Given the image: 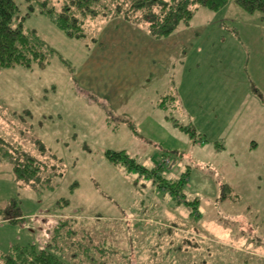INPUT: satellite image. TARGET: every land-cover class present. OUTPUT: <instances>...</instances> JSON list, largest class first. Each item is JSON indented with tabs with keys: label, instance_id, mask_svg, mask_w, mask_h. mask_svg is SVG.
<instances>
[{
	"label": "rangeland",
	"instance_id": "rangeland-1",
	"mask_svg": "<svg viewBox=\"0 0 264 264\" xmlns=\"http://www.w3.org/2000/svg\"><path fill=\"white\" fill-rule=\"evenodd\" d=\"M24 24L72 67L54 56L0 73V135L33 155L38 139L60 159L42 157L51 176L35 189L0 163V207L16 198L26 216L0 221V250L58 231L74 264H264V13L231 0L199 7L163 37L98 18L86 40L68 38L38 9ZM107 149L183 175L197 211L176 206L156 175L113 165Z\"/></svg>",
	"mask_w": 264,
	"mask_h": 264
},
{
	"label": "trees",
	"instance_id": "trees-1",
	"mask_svg": "<svg viewBox=\"0 0 264 264\" xmlns=\"http://www.w3.org/2000/svg\"><path fill=\"white\" fill-rule=\"evenodd\" d=\"M28 10L21 14L16 0H0V73L3 69L16 66L31 69L34 65L45 67L56 56L58 60L70 69L71 64L64 59L53 47L46 43L39 34L25 26L26 18L35 9L38 13L49 18L50 22L68 38L86 40L91 22L98 18H120L127 23H137L146 26L147 31L155 37H163L172 33L179 24H188L199 7L217 12L227 5L229 0H24ZM246 13H264V0H231ZM237 33V31H236ZM94 42L95 38H91ZM72 67V66H71ZM174 101L169 97L161 101ZM177 125V124H176ZM190 137H195L196 129L193 126L180 127ZM200 141L203 139L199 136ZM12 142L0 135V163L10 165L13 179L16 183L28 185L34 189L37 186L45 187L47 178L44 175L49 165L44 156L54 158L57 163L60 159L50 155L43 143L36 139L39 155H33L21 146L11 145ZM106 159L113 165L120 167L124 172L134 170L139 174H154L157 177V186L163 194L175 199V205H184L197 211L199 197L186 199L185 178L183 175L167 177L164 165L157 164L147 168L137 164L126 152L107 149L104 152ZM43 157V158H42ZM38 183V184H37ZM75 185V184H73ZM221 198L225 191L230 190L228 184H223ZM5 207H0V221L23 224L25 215L21 211L16 198H9ZM67 204V200H64ZM58 231L49 239L43 240L41 246L27 242L13 243L8 249L0 250V264H74L60 253L56 245ZM178 248V247H177ZM176 248V249H177ZM73 257V256H72Z\"/></svg>",
	"mask_w": 264,
	"mask_h": 264
},
{
	"label": "crops",
	"instance_id": "crops-1",
	"mask_svg": "<svg viewBox=\"0 0 264 264\" xmlns=\"http://www.w3.org/2000/svg\"><path fill=\"white\" fill-rule=\"evenodd\" d=\"M249 145H252V146H254L255 144H254V142H252V143H250ZM26 217V216H25ZM25 222V221H24ZM23 225V224H22Z\"/></svg>",
	"mask_w": 264,
	"mask_h": 264
}]
</instances>
